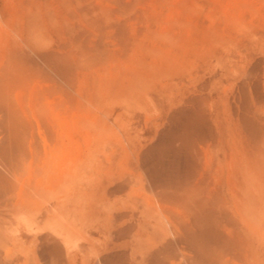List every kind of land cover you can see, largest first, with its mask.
Returning a JSON list of instances; mask_svg holds the SVG:
<instances>
[{"label":"bare ground","instance_id":"1","mask_svg":"<svg viewBox=\"0 0 264 264\" xmlns=\"http://www.w3.org/2000/svg\"><path fill=\"white\" fill-rule=\"evenodd\" d=\"M0 264H264V0H0Z\"/></svg>","mask_w":264,"mask_h":264},{"label":"rangeland","instance_id":"2","mask_svg":"<svg viewBox=\"0 0 264 264\" xmlns=\"http://www.w3.org/2000/svg\"><path fill=\"white\" fill-rule=\"evenodd\" d=\"M216 81L218 82V83H222V81H225L226 82V80L224 79V76H218L217 78H216ZM141 127V126H140ZM23 235H25V236H23L25 239H30V237L31 236H29V234H27V233H23ZM27 235V236H26ZM27 239V240H28Z\"/></svg>","mask_w":264,"mask_h":264},{"label":"crops","instance_id":"3","mask_svg":"<svg viewBox=\"0 0 264 264\" xmlns=\"http://www.w3.org/2000/svg\"><path fill=\"white\" fill-rule=\"evenodd\" d=\"M136 121H138L139 123H141L140 117H138V118L136 119Z\"/></svg>","mask_w":264,"mask_h":264}]
</instances>
